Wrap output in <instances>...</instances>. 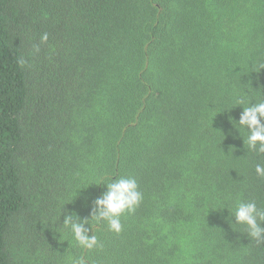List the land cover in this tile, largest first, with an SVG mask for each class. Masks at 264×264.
I'll return each instance as SVG.
<instances>
[{
  "label": "trees",
  "instance_id": "obj_1",
  "mask_svg": "<svg viewBox=\"0 0 264 264\" xmlns=\"http://www.w3.org/2000/svg\"><path fill=\"white\" fill-rule=\"evenodd\" d=\"M260 65L264 0H0V264H264L223 208L264 207V155L228 120L264 99ZM121 175L143 194L122 231L63 241L65 208Z\"/></svg>",
  "mask_w": 264,
  "mask_h": 264
},
{
  "label": "clouds",
  "instance_id": "obj_2",
  "mask_svg": "<svg viewBox=\"0 0 264 264\" xmlns=\"http://www.w3.org/2000/svg\"><path fill=\"white\" fill-rule=\"evenodd\" d=\"M48 40L47 33L40 37L41 44ZM34 51H40L39 45ZM22 66L28 63L23 57L18 61ZM264 65H260V69ZM255 71V70H254ZM251 89L241 92L235 100V106H242L238 118L229 116L232 127L243 138L244 148L256 156L264 155V99L256 100L250 95ZM234 106V107H235ZM255 173L264 178V163L255 164ZM103 184L105 190L95 198L93 206L86 217H81L74 210H65L59 217V234L68 245L79 247L82 250L92 251L101 247L95 227L106 224L110 231L119 234L122 231L121 218L126 212L134 211L143 198L137 180L130 175L110 177ZM227 208L225 217L229 226H243L247 235L264 241V207L258 206L255 200L238 199L231 208ZM62 216V220H61ZM69 264H89L90 258L84 255L67 257Z\"/></svg>",
  "mask_w": 264,
  "mask_h": 264
}]
</instances>
